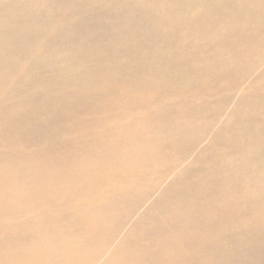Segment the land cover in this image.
<instances>
[{
    "label": "bare ground",
    "instance_id": "1",
    "mask_svg": "<svg viewBox=\"0 0 264 264\" xmlns=\"http://www.w3.org/2000/svg\"><path fill=\"white\" fill-rule=\"evenodd\" d=\"M0 264H264V0H0Z\"/></svg>",
    "mask_w": 264,
    "mask_h": 264
}]
</instances>
